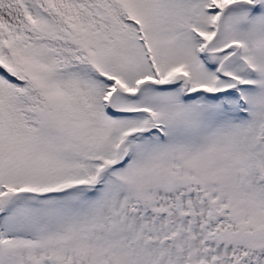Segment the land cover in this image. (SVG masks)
I'll list each match as a JSON object with an SVG mask.
<instances>
[{
  "label": "trees",
  "instance_id": "1",
  "mask_svg": "<svg viewBox=\"0 0 264 264\" xmlns=\"http://www.w3.org/2000/svg\"><path fill=\"white\" fill-rule=\"evenodd\" d=\"M191 1L0 0V192H3V184L19 189L28 184L41 186L44 183L45 193H56L33 209L26 204L27 199L22 205V209H29L31 214H38L44 208L51 209V213H47L54 219L50 227L54 244L69 240L66 232L61 234L63 224L57 219L63 220L66 217L64 209L75 207L76 203L73 195H59L69 177L62 171L58 172L57 181L53 180L54 175L46 160L49 157L43 150L46 146L44 128L52 126L53 130H58L63 127L66 130L65 123L75 124L78 129L68 130L73 131L74 136L65 131L62 133L70 144L67 151L72 164L77 153L95 161L96 157H114L115 144L86 151L81 149L79 139L86 135L94 145L106 143L110 141L107 136L118 131V121L121 132L116 133L117 137L144 132L141 123H125L121 121L122 115H110L104 103L108 88L115 82L113 98L116 101L122 102L129 96L136 99L137 90H130V78L141 88L143 99L151 100L152 104L159 103L163 112L168 114L164 96H169L173 84L167 77V81L162 78L153 81L159 76L145 54L140 25L126 11L142 18L154 36L151 19L154 13L172 25L185 24L186 19L199 20L186 7ZM252 9L253 5L244 4L242 12ZM122 41L127 43L124 50ZM237 67L244 68L243 64H237ZM173 72L178 81L181 78L179 70L175 68ZM155 95H159L158 101ZM207 98L206 94L201 100L188 104L180 98L172 102L177 105L176 111L190 119L194 117L192 109L207 106ZM126 113L130 110L122 114ZM59 119L64 125H59ZM147 121V128L151 129L152 121L150 118ZM51 132L54 136L55 131ZM52 159L54 166H58L57 159ZM25 160L30 168L35 165L44 167L43 178L29 172L22 176L10 175V167H25ZM9 199L7 194L3 195V206L8 205ZM48 199L53 201L52 206L47 205ZM9 236L10 231L3 247L10 245Z\"/></svg>",
  "mask_w": 264,
  "mask_h": 264
},
{
  "label": "flooded vegetation",
  "instance_id": "2",
  "mask_svg": "<svg viewBox=\"0 0 264 264\" xmlns=\"http://www.w3.org/2000/svg\"><path fill=\"white\" fill-rule=\"evenodd\" d=\"M229 92L235 145L210 163L206 156L198 164L176 161L172 152L166 166L120 172L82 208L90 221L74 245L12 264H264V86L248 91L247 122L234 84Z\"/></svg>",
  "mask_w": 264,
  "mask_h": 264
},
{
  "label": "rangeland",
  "instance_id": "3",
  "mask_svg": "<svg viewBox=\"0 0 264 264\" xmlns=\"http://www.w3.org/2000/svg\"><path fill=\"white\" fill-rule=\"evenodd\" d=\"M247 1L253 3V0H192L189 4L186 5V7L189 11L195 14L199 18V20L193 21L191 19H186L185 24L191 25L192 27H195L199 30L197 33V38L195 37V32L182 22V24L172 25V23L168 21H163V18L160 15H157L155 13L152 14L151 19L154 24L152 31L154 33V36H151L153 41L156 42L155 44L158 45L157 47L160 58L156 57L155 62L157 64L158 61L161 60L159 63L162 73L161 76H164L165 80L167 77L170 78V81H176V75L173 72V69L177 68V70H181V68L184 67V70L180 72L181 78L179 77L177 81V84H179L181 88H185L188 85L186 72H188L192 78V82L189 84V90H192L193 92L200 89L211 91L214 90V87L218 88L219 85L216 77V71L229 70L226 64H223L225 54L219 53V48H221L224 44L232 45L227 47V49L231 50L234 48L233 50L237 51V59H233L240 61L253 58L264 67V11L257 15V26L259 25L258 27L260 29V33L259 29H256V26V36L258 37L254 38V36H251V34L254 33V27L246 24L244 21V17L241 14L243 5L248 4ZM211 2L215 3V6H211ZM216 5H219L220 8H217ZM151 6L154 5L151 4ZM209 6L211 7V11H208ZM227 7H229L230 9L229 15L220 20L222 24L230 25L229 28H226L228 29V31L226 32L227 34L225 37V41H223L220 40L217 33L219 32L221 35H223V28L222 30H219L217 28V23L215 22V20L220 19L223 9ZM196 39L197 41H195ZM232 41H238L239 43H234ZM240 41H244L247 46H249V51L246 50V52L241 50V44L244 42ZM122 45V49H126L127 43L123 42ZM217 54L219 55V57ZM217 58L219 59L217 66L218 70L216 69V66L210 67L211 63L209 62H213L214 60L216 61ZM234 71H237V68H234ZM132 80L133 78H130L131 91L135 90L137 86V84ZM168 93L169 96H164L165 102L167 104V106L164 107H166V109L168 110V114H162V109L159 106L154 105L152 106V108H154L162 115L164 122H166L169 127V123H171L172 120L171 118H176L173 119L175 122V126L177 122H179L177 120L176 114L181 115V118H186V116L182 115L181 111H176L175 108L177 105H173L172 102L173 100H177V98L180 97L178 85L174 86L173 90ZM204 95H206L205 91H203L202 97ZM155 99H157L158 101L159 95H155ZM205 101L207 102V99ZM216 101L220 103L219 97L216 98ZM232 101L234 102L233 96H231L230 102L233 103ZM141 103L142 102L138 101V99L134 100V98L132 97H127V100H125L122 105L127 108H132L133 111H135V106L140 105ZM157 104L159 105V103ZM211 106L212 105L208 103L207 106H202L198 110L192 109L191 114L194 115V118L192 117L190 119H194V121H191L189 123V128H183L182 126L188 124L186 122H183L182 126L177 124L178 129L175 132L171 133L172 135H174L176 141L178 143L181 142L182 146L185 148L183 149L185 161L189 160L192 163L198 164V162H200L203 157L206 156L207 163H210V157L225 148V145H228V148H231V146L235 145V140L232 138L234 129L232 123H230L231 121L226 126H221L223 128V132H219L216 129L215 124L211 122H203L207 120V118L214 119V117H218L221 120L224 119L226 111L220 110L218 108L216 110L215 108L212 109L210 115H207ZM111 109H113V111H117L116 100L111 106ZM111 113L112 112L110 111V115H113ZM120 115L121 113H118L113 116ZM144 116V113L139 112L131 115L124 114L122 115L121 121L125 123L135 121L137 124H139L141 122H146V120H144V118L146 119V116ZM235 122L238 126H244L245 122L247 121L240 122V120L235 119ZM59 125H64L62 119H59ZM65 125L66 130L63 127H59L58 130H53L52 126H50V128H44V138H46V146L43 150L44 152H46L47 157H49L46 160L49 162V170H52V174L54 175L53 180L57 181L58 172L64 171L63 173L67 174L66 177H69V180L67 181L68 184H64L63 187H70L71 185L69 184L72 183H94L99 176L97 173L101 172L103 168H107V164L103 161H100L99 163L98 157L95 158V161L92 160V158H86L85 156L77 153L73 156V165L70 159L71 155H69V152L67 151L70 144L66 140V136L62 133L63 131H65L74 136L73 131L71 132L68 130H74V128H78L75 126V124L73 125V123H65ZM117 129V132H114L113 134L107 136L110 141L98 145H94V143L90 141V139L86 135H83V139H79L80 144L83 146L81 149L86 151H96L100 148H104L105 146H112L115 143L118 145V135L116 133L121 132V125L119 121ZM51 131H55L54 136L51 134ZM238 134L243 135L244 132ZM157 136L158 134L154 133V137ZM133 138L138 141L142 140L143 146L141 149L142 151H140L138 148L136 149L134 147V142L129 143V146L134 153L131 160L132 164H140V166L142 167H157L158 163L156 162V160L159 156L160 151L162 150L161 145L158 142L153 141L151 137L141 138L139 135H135ZM239 141H241L244 146H247L248 144L246 139H240ZM116 144L115 148L117 150L118 148L116 147ZM140 152H143L142 157L139 156ZM176 152L178 153V149H176ZM122 155L123 149L121 148L119 149V153L117 156L121 157ZM52 157H55L57 159L59 163L58 166H54ZM37 158L38 157H35V159ZM112 159L115 161L119 160H116L117 158L115 157H112ZM24 166L25 167L21 168L14 167V169L10 167V175L22 176L29 172L37 173L43 178L44 167L35 165L34 167L30 168L27 165V160L24 161ZM101 181H106L108 183L112 182L113 180L111 181L110 174H105L102 176ZM45 185L46 184L44 183L41 186L28 184L19 189L13 186L11 189H5L6 192L8 191L7 195L10 199L7 206L0 207V238L2 239V237L4 236V239H6L5 236L7 232L10 231V236L8 238L10 239L11 243L10 245H8V247H5V250L8 248L6 252L9 258L6 261L8 262L7 264H12V262L16 260V258H14V252L20 253V258L16 261L26 262L30 260L29 255L33 249H31V246H36L35 253L37 254V257L39 259H43V256H50V249L54 248L56 245L53 242V235L50 234V227L52 226V222L54 219L52 218V216H48L47 213H51V209L47 211L44 208L38 214H31L29 213V209H22L23 207L20 203L25 195H29L26 197V204L28 206H31L32 209L36 205L43 204V199L46 197L45 190L47 189ZM30 195H32V197H30ZM52 204L53 201L48 199L47 205L52 206ZM9 210L10 213L6 214L3 218V214L8 213ZM66 218L67 217L63 219ZM89 221L90 218L86 220L87 223ZM57 222L63 224V220L57 219ZM80 227L81 225H77L74 227V224H72L71 229H69L68 232L72 231L74 234H76ZM60 230L65 231L64 229ZM46 241H49V243L46 244ZM17 242L19 244H22L23 248L20 251L17 247H15V245L18 244ZM41 244L47 245L46 250L48 251V254L43 252L44 245Z\"/></svg>",
  "mask_w": 264,
  "mask_h": 264
}]
</instances>
